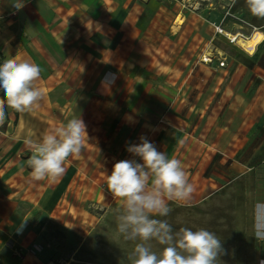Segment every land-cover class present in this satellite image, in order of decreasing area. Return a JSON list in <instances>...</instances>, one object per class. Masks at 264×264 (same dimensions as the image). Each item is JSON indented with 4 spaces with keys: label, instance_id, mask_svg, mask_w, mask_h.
<instances>
[{
    "label": "rangeland",
    "instance_id": "1",
    "mask_svg": "<svg viewBox=\"0 0 264 264\" xmlns=\"http://www.w3.org/2000/svg\"><path fill=\"white\" fill-rule=\"evenodd\" d=\"M6 2L11 1L0 0V7ZM181 2L168 0V6ZM134 3L135 12L141 11L143 7L138 0H126L131 6ZM160 13L152 28L141 35L135 53L129 58L130 65L121 70L109 63L105 74L96 78L105 63L92 61L86 65L81 58L67 65L60 74L40 71V88L46 90L44 96L55 105L52 113L61 117V123L78 117L85 109L89 110L92 122L81 153L66 160V174L62 175L60 183L55 180L62 186L60 192L54 191L53 183L45 190L40 187L48 180L33 181L27 177L30 169L22 155L18 159L15 154L17 156L9 160L10 172L11 169L18 172L16 179L29 188L22 195L37 200L22 207L23 213L12 222L3 219L1 214L14 207L0 203V264L4 257H12L14 262L20 260V253L22 259L27 257V264H64L70 260L129 264L127 256L134 242L125 241L117 232L122 209L120 201L107 191L105 180L116 161L139 160L126 151V146L140 143L142 137L153 142L169 158L179 159L194 186L190 202H169V215L155 218L166 219L173 232L183 227L214 232L227 252L220 257L221 264L264 262V241H257L252 235L250 199L254 178L252 180L251 173L247 172L248 165L256 163L260 157L254 155L255 144L244 155H232L240 143L229 144L224 140L227 138L221 136L224 120L218 121V110H213L220 98L221 106L225 103L221 92L224 85L220 90L215 88L218 81H213L212 67L200 63L203 56L208 54L210 58L216 50L222 51L233 66H238L235 61L248 65L251 57L218 30H199L196 25H190L179 36L172 37L168 31H163L162 22H170L165 20V12ZM93 17H96L95 12ZM110 17L109 23L113 26L109 27L106 39L111 42L102 55L106 60L115 57L128 33L117 27L125 15ZM137 18V14L130 15L128 24ZM184 19L186 22L185 14ZM220 29L234 33L229 21ZM238 33L248 36L251 31ZM94 47L106 49V45L96 43ZM19 49L23 53L25 45L1 16L0 63L14 57ZM79 49L81 53L89 50L84 45ZM97 65L99 68L93 70ZM222 72L220 70V74ZM109 74H114V82L103 85V93H100L102 81ZM104 86L108 87L106 95ZM28 123L38 130L35 140L52 130V126H60L58 121L50 126L37 117ZM30 155L31 152L28 157ZM10 172L0 174V182L11 179ZM25 219L27 224L22 227ZM160 247L153 242L154 251H159Z\"/></svg>",
    "mask_w": 264,
    "mask_h": 264
},
{
    "label": "crops",
    "instance_id": "2",
    "mask_svg": "<svg viewBox=\"0 0 264 264\" xmlns=\"http://www.w3.org/2000/svg\"><path fill=\"white\" fill-rule=\"evenodd\" d=\"M10 1L0 7V17L6 18L7 27H11L20 42L25 45V51L23 50L21 53L22 49H19L12 58L28 61L39 66L41 72L46 71L52 74H60L67 65H73L82 59V62L87 63L86 65L92 61L100 65L105 63L104 69L101 68L96 78L102 77L110 65H116L119 70L126 67L127 64L130 65L129 58L135 53L141 35L152 28L156 17L162 14L160 12H165V20L170 23L178 12L185 14L186 22L184 20L179 35L189 29L190 25L192 27L196 25L199 30L204 28L215 31L227 21L231 24L233 35L246 29L251 32L254 30L264 32V19L252 16L247 9L245 0H182L181 3L170 7L168 0H146V3L138 0L140 6L143 7L139 12L134 10L135 3L131 6L126 4V0ZM19 3L22 4V7L18 8L16 5ZM94 12L96 17H93ZM135 14L138 15V18L129 25L128 17ZM112 15L126 16L122 19L121 24H117V27L118 30H127L128 33L115 57L106 60L102 55L108 51V43L111 42L106 39V36L109 27L113 26V23H109ZM162 23L163 31H168L170 23L167 24L165 21ZM94 43L100 46L106 45V49H96ZM81 45L88 47L87 53H81L82 49H79ZM205 56L207 59H211L210 63H203L202 59L204 60ZM205 56L200 59V63L208 68L212 67L213 73H215L213 81H218L215 83V88L219 89L221 85H224L221 92L225 103L221 106L220 98L216 108L213 109L218 110L217 120H224L221 136L227 137L224 140L229 144L240 143L239 148H236L232 155L237 153L244 155L243 153L249 150L252 144H255L254 155L260 157L256 163L248 165L247 168V172L251 173L252 180L254 178L250 199L252 218L253 203L256 200H264V40L256 53L249 56L251 58L248 60V65H242L235 61L234 63H238V66H233V62L228 61L220 50H216L210 58L208 54ZM220 64H224V68H220ZM98 68L97 65L93 70ZM220 70H223L221 74ZM35 84L41 87L38 80ZM103 89L101 84L100 93H103ZM105 89L104 94L106 95L108 87ZM44 92L46 93V90ZM47 99L48 97L44 96L39 107L31 112L16 111L14 114L10 108L4 109V121L0 124V151L2 153L0 162L8 161L0 163V174L5 175L7 171L10 172L8 163L14 156L18 155V159L24 157L27 164L30 151L25 141L28 138L35 140V133L38 132L32 123H28L31 118L37 117L39 120H45L50 126L53 121H58L57 125L64 123H61V117L52 113L56 107ZM78 117L85 122L88 129L92 122L89 110L85 109ZM12 119L14 122L10 123L13 121ZM238 149L243 150L239 151ZM18 174L11 169L12 178L0 182V203L14 207L10 212L1 214L3 219L8 222H12L14 217L23 213L22 207L26 208L29 206L28 204H33V201L37 200V198L33 200L22 195L23 191H27L29 188L16 179ZM64 174L66 172L62 175ZM29 176L30 172L27 173V177ZM61 177L56 179L59 183L62 181ZM51 183L54 185V191H61V184H56L55 181H48L46 185L40 187L45 190ZM37 196L38 194H36ZM21 256L22 253L19 254L20 260H16V262L12 257H4L1 264H27L25 262L27 257L22 259ZM64 264L100 263L70 260Z\"/></svg>",
    "mask_w": 264,
    "mask_h": 264
},
{
    "label": "clouds",
    "instance_id": "3",
    "mask_svg": "<svg viewBox=\"0 0 264 264\" xmlns=\"http://www.w3.org/2000/svg\"><path fill=\"white\" fill-rule=\"evenodd\" d=\"M245 4L252 16L264 19V0H245ZM39 78V66L28 61L11 58L0 63V93L4 97L0 99V124L5 106L21 113L39 107L45 95L35 84ZM112 82L114 74H109L102 85ZM86 129L85 122L76 117L38 140L26 139L31 152L27 160L31 179L55 181L61 177L66 160L78 156L88 140ZM126 151L139 160L116 161L106 175L105 185L111 196L120 201L118 234L125 241L134 242L127 256L129 264H221L220 257L227 252L214 232L187 227L173 232L166 219L155 218L169 215V202L188 203L193 197L194 186L182 162L169 158L143 137L140 143L128 144ZM26 224L27 219L22 227ZM252 235L257 241H264V200L253 203ZM153 242L161 246L159 251L153 250Z\"/></svg>",
    "mask_w": 264,
    "mask_h": 264
},
{
    "label": "bare ground",
    "instance_id": "4",
    "mask_svg": "<svg viewBox=\"0 0 264 264\" xmlns=\"http://www.w3.org/2000/svg\"><path fill=\"white\" fill-rule=\"evenodd\" d=\"M184 20L185 19L183 13L178 12L174 17V19L171 21V23L168 26V32L172 37H176L179 35ZM218 33H220L221 35L232 41L236 47H238L242 52H244L248 56L254 55L258 47L264 40V34L258 30H254L248 36L239 33L236 35H232L224 32L220 28H218ZM204 60L205 62H208L206 56Z\"/></svg>",
    "mask_w": 264,
    "mask_h": 264
},
{
    "label": "built area",
    "instance_id": "5",
    "mask_svg": "<svg viewBox=\"0 0 264 264\" xmlns=\"http://www.w3.org/2000/svg\"><path fill=\"white\" fill-rule=\"evenodd\" d=\"M217 30H218V29H217ZM229 42H230L231 44L233 43V42L230 41V40H229ZM202 61H203L204 64H207V63H210V62H211V59H207L208 62H205V60H203V59H202ZM220 68H224V64H220Z\"/></svg>",
    "mask_w": 264,
    "mask_h": 264
},
{
    "label": "trees",
    "instance_id": "6",
    "mask_svg": "<svg viewBox=\"0 0 264 264\" xmlns=\"http://www.w3.org/2000/svg\"><path fill=\"white\" fill-rule=\"evenodd\" d=\"M0 99H4V97H3V94H2V93H0ZM5 108H8V107H7V106H5ZM5 108H4V109H5ZM11 111H12V113L16 114V111H15V110L11 109Z\"/></svg>",
    "mask_w": 264,
    "mask_h": 264
}]
</instances>
